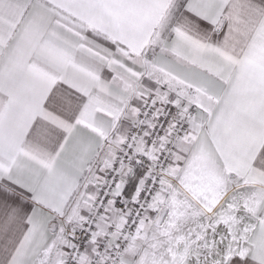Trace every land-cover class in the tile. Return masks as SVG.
<instances>
[{
	"label": "snow or ice",
	"instance_id": "6c2138e0",
	"mask_svg": "<svg viewBox=\"0 0 264 264\" xmlns=\"http://www.w3.org/2000/svg\"><path fill=\"white\" fill-rule=\"evenodd\" d=\"M0 264H264V0H0Z\"/></svg>",
	"mask_w": 264,
	"mask_h": 264
}]
</instances>
